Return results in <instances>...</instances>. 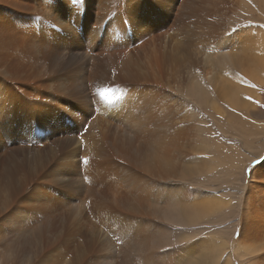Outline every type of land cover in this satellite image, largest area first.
<instances>
[{
  "label": "bare ground",
  "instance_id": "6f19581e",
  "mask_svg": "<svg viewBox=\"0 0 264 264\" xmlns=\"http://www.w3.org/2000/svg\"><path fill=\"white\" fill-rule=\"evenodd\" d=\"M206 1L0 0V205L38 247V264H203L193 244L180 260L166 253L164 222L191 228L232 219L253 185L250 204L264 196V161L249 188L223 199L191 197L166 181L181 165L176 180L236 189L264 153V121L248 127L238 116L264 117L253 102L262 88L252 85L264 84V27L253 24L264 0H215L233 22L249 25L227 47L194 50ZM203 79L213 88L209 105L234 125V146L220 140L216 149L212 138L197 146L192 127L167 118L183 113L181 96ZM235 229L220 244L230 245ZM242 234L241 258L259 251L264 219L256 227L245 219Z\"/></svg>",
  "mask_w": 264,
  "mask_h": 264
},
{
  "label": "rangeland",
  "instance_id": "374dc122",
  "mask_svg": "<svg viewBox=\"0 0 264 264\" xmlns=\"http://www.w3.org/2000/svg\"><path fill=\"white\" fill-rule=\"evenodd\" d=\"M242 3L243 2H241V3L239 2V5L241 6ZM204 5L205 6L211 5V8L210 7L207 8V18H206V21H204L205 23L201 22L199 24L198 28L194 29L195 30V36H197V40L195 41V43L193 44V47H192L194 50H200L203 48L211 49L213 46L217 45V42H219V43L221 42V43L225 44V46L227 47L229 37H231V35L235 34L236 32L242 33L244 27L249 25L248 23L245 24L244 22H240V21L237 23L233 22V17H231L232 13H230L231 11L226 12L224 7L222 6V2L217 3L215 0H211V1L207 0ZM204 5H203V7H204ZM256 7H257V10H256L255 20L253 21V24L255 25V27L257 28V31H258V29H259L258 27H264V23H263V21H261L262 17L264 18V16L262 14L261 5L257 3ZM208 24L211 26L210 28H207ZM215 31L218 32L217 39L215 36H213V33ZM225 52H227V51L225 50ZM253 52H254V50H253ZM218 56H219L218 53H215V52L213 53L214 58H217ZM214 58H213V62L216 61V60H214ZM215 63L217 64V62H215ZM222 72H225L226 74H228L224 70L223 67H218L217 74H219L220 76H223ZM203 80H204V82L201 81L198 86H197V84H195L192 88H189L188 90H186L187 92L189 91V93L185 92L183 97L181 96L179 104L181 105V107L184 106V108H182V110L185 109L183 111V113L180 111L181 114H179L180 112L176 109L177 111H173V113L168 112L167 118L172 119V121L175 124H176V121H178L181 123L183 122L186 125H189L190 127H192L194 130H193V132L190 130V134H189L190 137L189 138H191V139L194 138V140H196V142H197V143H195L197 146L199 145V143H202L203 141L206 140L204 138H212V139L214 138V140L210 139V143H211V146H215L216 149H218L220 140L222 142L224 141V143L226 142V144H228V147L234 146L238 142L236 139H232V137L236 133L234 130V127H233L234 125L231 124V122L229 121V118H224L221 116L222 115L220 112L221 110H217V107H215V110H214V108H212L209 105V102H208L209 98L208 97L211 94V92L213 91V88H212V85L208 84L207 80H205V79H203ZM203 84L205 85V88L202 87V86H204ZM206 84H208V85H206ZM252 85L254 87H261L262 88L261 89V96H262V98H264V84L259 85L258 83H255ZM198 87H200V88H198ZM190 89L191 90L193 89L194 91L192 90L193 91L192 92V91H190ZM203 94H204V97H202ZM167 95H169V94H167ZM195 96L196 97L198 96V97L195 98ZM198 98L200 101L198 100ZM196 100H198V102ZM191 102H193V103H191ZM201 102H203V103H201ZM202 106L203 107L205 106L204 108L206 110ZM201 109H202V111H201ZM190 110H191V112H190ZM261 110H264V103L262 104L260 109L255 110V111H258L257 113L259 115L264 116V114L261 112ZM194 111H195V113H194ZM237 112H238V110H236L234 112V114H236ZM219 113H220V116H219ZM190 114L192 117L189 116ZM234 114L232 115V119L234 118ZM182 116H184V117H182ZM203 116H205V117H203ZM238 116L240 118H245L243 120V124L247 125L248 127L250 126V124L254 120H256L257 122L264 121V117L263 118H256V116H254L253 114H250L248 116L247 114L242 113L239 115V112H238ZM217 117H220L221 121H218ZM185 119L187 122L185 121ZM189 119H190V121H189ZM191 119H192V121H191ZM198 119H200V121H198ZM214 119H215V121H214ZM247 119H248V122H247ZM250 119H251V121H250ZM7 120L8 119H5L4 121H7ZM0 121H3V120L0 118ZM222 129L225 132L224 131L222 132ZM200 130H202V131H200ZM208 133H211V134H208ZM208 135H211V136H208ZM3 138H8V137H7V135H5ZM216 140H217V142H216ZM215 156H217V155H215ZM262 160L263 159H261L260 161L254 160L252 162H255L254 165L257 166L256 164H258ZM173 169H175L174 174L176 175V178L174 180L169 178L166 181H169L171 183L170 186L176 187L179 190H181V188H182L181 185L183 186L184 189L187 187L185 189L186 193L190 194L191 197H194L195 195H198V194L199 195L205 194V195H211V196L216 195V196H218L217 198L223 199L224 197L227 198L226 196L238 195L241 192V187L247 189V188H249V185L250 186L252 185V182L250 179V177L252 178V176H251L252 168L251 167L247 168L246 175H245V177H246L245 182L243 184L240 183V187H238L236 189L231 188L223 180H220V182H221L220 184L215 183V185H212L213 187L212 186L209 187L210 190H213L210 192L208 189H206L204 187L203 188H197V187L192 186L191 183L188 182L189 180L187 182L185 180L182 181L180 179L176 180L182 176V174L179 172L181 170V165H179V166L176 165V166H174ZM161 181L163 182V180H161ZM202 185H204V184H202ZM255 187H256V185H253V187L248 191V192H250V196L249 195H246V196L242 195V197L239 199V202L243 208L242 207L240 208V210H239L240 212L238 215L234 216L235 218L225 219V220H222L220 222L203 223V224H199L197 226L191 227V228H186L184 226H176V225L172 224L171 221H169V222L165 221L164 222L165 229H167L166 230L167 235L165 237V241L167 242L166 253H168V254L170 253L169 255L171 257L175 258L176 260H180L181 258H183L182 254L184 253L185 247H187L189 245L192 246V244H193L194 245V251H196V252H194L192 250L193 253L195 254V256H193V257H198L197 261L199 260L203 264H226L228 261H230L231 264H264V237L263 236H260L258 241L253 245V247L258 249L259 251L253 253L252 255H248L246 257H243V258H241L240 255L237 253L238 245H239V247H242L240 240L243 236L242 231H243V227H244V220L245 219H248V221L250 220L251 224H255V227L259 225V222L261 224H263L264 196L262 197V199L260 201L258 199L259 202H254L253 205L250 204L251 199H252V194L255 190ZM260 187H261L260 192H262L264 194V184H261ZM184 189H182L183 192L185 191ZM194 192H196V193H194ZM257 195H259V194H257ZM259 198H261V197L259 196ZM248 199L250 202L249 201L247 202ZM160 202L161 203L163 202V197H160ZM171 202L172 201H168L169 205L167 203L166 204L168 207L170 206L171 208H173L174 204L172 203L173 204L172 205ZM246 203L250 204L249 208L246 207L247 206ZM243 210H244V212H243ZM250 214H252L251 218L249 216ZM246 215H248L247 218L245 217ZM256 221H259V222H256ZM234 225L236 226V229L233 232V234L230 235L231 236L230 237L231 239H229L230 245L229 244L227 245L225 243L220 244L221 241L227 240L226 234L229 233L230 231H232V227ZM20 226H22V223L20 221H17V222L12 221L8 216H6L4 208L2 207V205H0V249H5V250H7V252H9V254H6V255H3L0 253V264H38V260H39L38 247L36 246L35 243H31L28 240L26 235H18L17 234V229ZM210 227H211V229H210ZM184 229H185V231H184ZM189 232L192 233L195 240H190V237L187 235V233H189ZM223 234H225V236L219 238V236L223 235ZM246 234L247 233L244 232V235H246ZM197 240H200V241H198V243H200L201 241H203V242L206 241V242H204L206 244L204 246V248L198 247V245L194 243V241H197ZM189 241H191V242H189ZM209 245H210V247H209ZM261 246H263V249ZM196 247H198V248H196ZM214 249H215V251H214ZM200 253H201V255H200ZM97 256H98V253H97ZM190 259H192V257H190ZM88 261H89L88 264H92L94 262L92 258L89 259ZM189 262H191V260ZM150 263H148V264H150ZM144 264H147V263H144ZM173 264H176V263H173Z\"/></svg>",
  "mask_w": 264,
  "mask_h": 264
},
{
  "label": "crops",
  "instance_id": "0c3cea01",
  "mask_svg": "<svg viewBox=\"0 0 264 264\" xmlns=\"http://www.w3.org/2000/svg\"><path fill=\"white\" fill-rule=\"evenodd\" d=\"M257 100V102H255V101H253L257 106H258V108H261V106H262V103H260V102H263L264 103V99L263 98H261V97H259L258 99H256ZM262 145H264V142H263V144ZM262 151H264V150H262ZM261 159H263L262 161H264V153L261 155V157H259V158H256V159H253L252 161H254V160H261ZM252 161H250L249 163H248V165H247V167H246V169H245V175H246V170H247V168H252V171H251V176H252V173H253V171L256 169V167L257 166H255L254 164H255V162H252ZM260 163V162H259ZM258 163V164H259ZM250 164V165H249ZM258 164H256V165H258ZM250 166V167H249ZM245 175H244V180H245ZM250 179H251V177H250ZM244 189H246V188H244Z\"/></svg>",
  "mask_w": 264,
  "mask_h": 264
},
{
  "label": "snow or ice",
  "instance_id": "6c2138e0",
  "mask_svg": "<svg viewBox=\"0 0 264 264\" xmlns=\"http://www.w3.org/2000/svg\"><path fill=\"white\" fill-rule=\"evenodd\" d=\"M106 91H107V90H104V91H102L100 94L103 96V95L106 94ZM87 162H88V161L85 159V160H84V163L87 164Z\"/></svg>",
  "mask_w": 264,
  "mask_h": 264
}]
</instances>
